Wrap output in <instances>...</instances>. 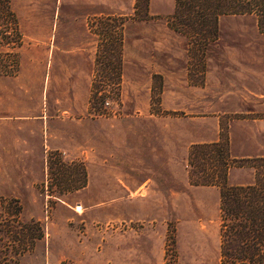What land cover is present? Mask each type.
Returning a JSON list of instances; mask_svg holds the SVG:
<instances>
[{
  "label": "rangeland",
  "instance_id": "374dc122",
  "mask_svg": "<svg viewBox=\"0 0 264 264\" xmlns=\"http://www.w3.org/2000/svg\"><path fill=\"white\" fill-rule=\"evenodd\" d=\"M4 7L0 0V226L11 238L0 235V263L219 264V189L190 182L187 157L195 144L227 140L241 161L227 184L254 180L246 161L256 157L242 155L264 158V34L256 18L220 17L202 60L167 26L174 0ZM34 25L47 29L48 47L52 35L60 41L66 28L84 27L93 43L88 93L72 111L66 91L43 99L46 109L28 90L21 102L42 109L28 116H46L48 127L13 129L8 96L20 85V48L37 42L23 36Z\"/></svg>",
  "mask_w": 264,
  "mask_h": 264
},
{
  "label": "trees",
  "instance_id": "16d2710c",
  "mask_svg": "<svg viewBox=\"0 0 264 264\" xmlns=\"http://www.w3.org/2000/svg\"><path fill=\"white\" fill-rule=\"evenodd\" d=\"M1 4L7 10L9 0ZM223 16H254L258 31L264 34V0H174L166 23L186 37L190 52L203 60L218 39V21ZM113 68L120 70V65ZM240 162L230 155L227 140L195 144L187 157L188 177L194 185L219 189V264H264V158L246 161L257 170L252 183L230 186L228 173L241 167ZM10 234L0 226V235L9 239ZM14 234L12 239H19L20 233ZM10 253L3 255L7 261Z\"/></svg>",
  "mask_w": 264,
  "mask_h": 264
},
{
  "label": "crops",
  "instance_id": "0c3cea01",
  "mask_svg": "<svg viewBox=\"0 0 264 264\" xmlns=\"http://www.w3.org/2000/svg\"><path fill=\"white\" fill-rule=\"evenodd\" d=\"M82 1L87 5L91 2V0ZM89 14L91 13H76L75 19L85 18ZM66 29V34L60 41H56L52 35L54 42L50 47L46 44V35L49 34L47 29L37 28V26H29L24 29V39L37 42L24 44L19 51L18 73L15 79L20 85L15 89L16 93L13 92L12 96L11 94L8 96V99L13 98V102L8 104L7 109V113L11 114L7 117L12 120L8 124L11 128L20 130H23L25 126H35L36 128V124H40L46 129L48 127L46 116H28L29 113L41 114L42 111L41 108L38 109L39 106L34 110H28L25 103L21 102V99L26 97L25 93L28 90L31 91L32 96L34 94V97L41 98L42 107L45 105L46 109L50 108V104L46 100L53 95L54 91H66V94L61 98L70 99L69 108L72 111L78 109L79 104L84 103L92 68L93 43L91 41L89 43L88 40H86L88 42L84 41V27L80 32H74L73 28ZM43 99H46L45 103H43ZM257 156L260 155H242V157L258 158Z\"/></svg>",
  "mask_w": 264,
  "mask_h": 264
},
{
  "label": "built area",
  "instance_id": "2783aa9c",
  "mask_svg": "<svg viewBox=\"0 0 264 264\" xmlns=\"http://www.w3.org/2000/svg\"><path fill=\"white\" fill-rule=\"evenodd\" d=\"M123 227H131V225H123L121 228ZM98 230H102V227H98ZM104 230H112V225L106 224V226L104 227Z\"/></svg>",
  "mask_w": 264,
  "mask_h": 264
}]
</instances>
